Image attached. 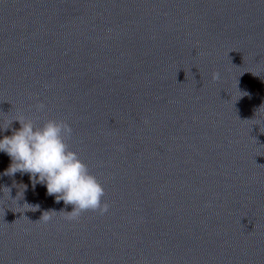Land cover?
<instances>
[{
  "label": "water",
  "instance_id": "water-1",
  "mask_svg": "<svg viewBox=\"0 0 264 264\" xmlns=\"http://www.w3.org/2000/svg\"><path fill=\"white\" fill-rule=\"evenodd\" d=\"M19 116L70 124L110 208L66 220L0 152V264H264V0H0Z\"/></svg>",
  "mask_w": 264,
  "mask_h": 264
},
{
  "label": "clouds",
  "instance_id": "clouds-1",
  "mask_svg": "<svg viewBox=\"0 0 264 264\" xmlns=\"http://www.w3.org/2000/svg\"><path fill=\"white\" fill-rule=\"evenodd\" d=\"M219 78V73H213V80ZM243 95L248 93H241ZM34 107L42 112L46 106L38 102ZM13 121L19 122V129H13L12 135L0 139V152L6 153L12 161L5 175L27 173L33 184L45 185L47 194L54 196L57 203L63 201L72 206L71 212L60 211L66 213L64 218L68 221L78 220L88 211L99 215L108 213L110 205L103 199L105 188L79 153L72 149L73 129L68 122L19 116L0 129L7 131ZM50 212L55 211L44 212L39 220L49 221L51 216L46 213Z\"/></svg>",
  "mask_w": 264,
  "mask_h": 264
}]
</instances>
